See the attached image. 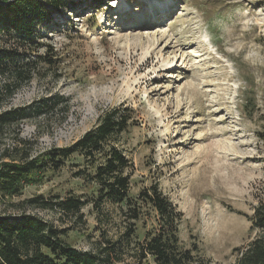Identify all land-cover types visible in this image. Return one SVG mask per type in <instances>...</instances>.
Listing matches in <instances>:
<instances>
[{
  "label": "rangeland",
  "instance_id": "rangeland-1",
  "mask_svg": "<svg viewBox=\"0 0 264 264\" xmlns=\"http://www.w3.org/2000/svg\"><path fill=\"white\" fill-rule=\"evenodd\" d=\"M73 1L69 12L54 13V28L41 25L36 51L0 75V112L23 109L0 134V158L70 146L117 109L128 125L111 141L131 162L129 196L142 207L134 237L156 225L139 194L157 182L182 213V246H197L213 263L238 264L261 234L251 218L264 201V3ZM96 164L76 153L21 196L0 197V212L20 214L13 203L38 194L97 198L98 185L76 175ZM126 208L107 200L98 212L86 204L66 239L97 250L103 234L116 239L124 229ZM24 211L62 227L75 219L57 208ZM116 264L134 261L127 254Z\"/></svg>",
  "mask_w": 264,
  "mask_h": 264
},
{
  "label": "trees",
  "instance_id": "trees-1",
  "mask_svg": "<svg viewBox=\"0 0 264 264\" xmlns=\"http://www.w3.org/2000/svg\"><path fill=\"white\" fill-rule=\"evenodd\" d=\"M89 1L97 6L100 0ZM74 5L73 0H0V75L7 73L17 58L26 56L29 49L36 51L34 48L43 39L41 25L54 28L57 23L54 13L69 12ZM17 75L23 80L29 78L22 70ZM22 118L21 108L0 112V134L9 124ZM127 125L128 118L116 109L101 117L96 128L70 146L53 147L34 155L25 151L10 160L0 158V197L3 199L21 196L26 186L41 182L48 170H59L76 153L89 164L97 163L93 173L80 169L76 175L98 185L99 193L94 199L71 192L65 197L54 195L50 198L38 194L13 203L23 209L20 214L0 212V264H116L124 261L127 254L134 264H221L205 259L197 246H182L179 238L182 213L157 182L139 194V198L155 211L156 225L147 230L143 239L134 237L142 207L137 201L133 203L129 196L130 175L126 170L131 162L111 141ZM259 135L264 141V132ZM107 200L126 203L124 229L116 239L103 234L104 241L97 250H79L66 239L68 231L78 227L79 219L83 220L82 208L86 204L92 203L96 211L101 212ZM27 207L57 208L64 215L75 217L74 223L69 227L57 226L26 213ZM251 220L252 227L259 229L261 234L241 251L238 264H264V201L255 208Z\"/></svg>",
  "mask_w": 264,
  "mask_h": 264
},
{
  "label": "bare ground",
  "instance_id": "bare-ground-1",
  "mask_svg": "<svg viewBox=\"0 0 264 264\" xmlns=\"http://www.w3.org/2000/svg\"><path fill=\"white\" fill-rule=\"evenodd\" d=\"M124 4H125V6H126V8H129L130 6L128 5V2L127 1H125V2H123ZM214 230V229H213Z\"/></svg>",
  "mask_w": 264,
  "mask_h": 264
}]
</instances>
